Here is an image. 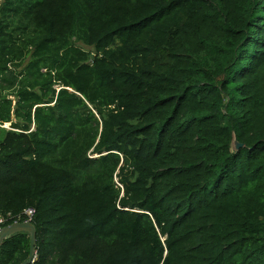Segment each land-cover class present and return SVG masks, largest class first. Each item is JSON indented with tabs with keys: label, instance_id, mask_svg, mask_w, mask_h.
Masks as SVG:
<instances>
[{
	"label": "trees",
	"instance_id": "obj_1",
	"mask_svg": "<svg viewBox=\"0 0 264 264\" xmlns=\"http://www.w3.org/2000/svg\"><path fill=\"white\" fill-rule=\"evenodd\" d=\"M26 208L32 264H264V0H1L4 226Z\"/></svg>",
	"mask_w": 264,
	"mask_h": 264
},
{
	"label": "water",
	"instance_id": "obj_2",
	"mask_svg": "<svg viewBox=\"0 0 264 264\" xmlns=\"http://www.w3.org/2000/svg\"><path fill=\"white\" fill-rule=\"evenodd\" d=\"M242 146L238 144L235 140V137H232L231 149L232 151H237ZM16 233H26L29 235V251L28 258L22 264H31L33 262L35 256V248H36V230L32 223L30 222H21V223H13L9 226H5L0 230V243L16 234Z\"/></svg>",
	"mask_w": 264,
	"mask_h": 264
},
{
	"label": "built area",
	"instance_id": "obj_3",
	"mask_svg": "<svg viewBox=\"0 0 264 264\" xmlns=\"http://www.w3.org/2000/svg\"><path fill=\"white\" fill-rule=\"evenodd\" d=\"M35 214V210L33 208H26L23 210V212L21 213V216L24 218V221L23 222H30L31 223V220L33 218ZM17 219L13 220L12 221V224L13 223H19L18 219L20 217H16ZM11 216L10 215H6V216H0V230L1 228L5 227L4 225L9 221L11 220ZM9 226V225H8ZM33 262H34V259H33ZM32 262V263H33ZM31 263V264H32Z\"/></svg>",
	"mask_w": 264,
	"mask_h": 264
},
{
	"label": "rangeland",
	"instance_id": "obj_4",
	"mask_svg": "<svg viewBox=\"0 0 264 264\" xmlns=\"http://www.w3.org/2000/svg\"><path fill=\"white\" fill-rule=\"evenodd\" d=\"M0 2H1V0H0Z\"/></svg>",
	"mask_w": 264,
	"mask_h": 264
}]
</instances>
